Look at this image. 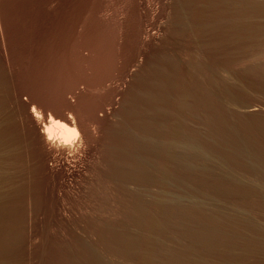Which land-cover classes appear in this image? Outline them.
<instances>
[{"label": "rangeland", "instance_id": "1", "mask_svg": "<svg viewBox=\"0 0 264 264\" xmlns=\"http://www.w3.org/2000/svg\"><path fill=\"white\" fill-rule=\"evenodd\" d=\"M204 1L0 0V126L5 120L1 127L13 122L17 128L15 135H3L7 147L0 145V196L10 195L2 199L8 243L0 264H167L160 243L183 246L170 231L180 213L170 202L158 209L155 178L164 169L191 185L199 182L204 191L210 181L173 162L133 168L128 159L143 154L141 140L152 116L146 100L162 104L158 86L166 77L177 78L187 104L207 92L231 117L264 118V56L256 57L251 46L262 32L234 41L221 31L202 32L192 10ZM228 99L234 103L226 104ZM187 108L180 112L187 126H216L206 110ZM70 113L76 127L71 145L47 140L41 123L48 116L68 122ZM245 180L255 187L247 203L251 217L264 226V178ZM167 189L179 190L173 183ZM258 189L263 207L255 200ZM141 214L157 222L161 236L138 225ZM125 233L148 235L143 247L157 263L116 242ZM256 259L264 264V254L249 256Z\"/></svg>", "mask_w": 264, "mask_h": 264}, {"label": "bare ground", "instance_id": "2", "mask_svg": "<svg viewBox=\"0 0 264 264\" xmlns=\"http://www.w3.org/2000/svg\"><path fill=\"white\" fill-rule=\"evenodd\" d=\"M201 6L193 8L192 18L199 25L202 32H210L211 34L216 32L218 34L221 31L224 38H229L233 41L242 36L252 40L256 38L258 33L260 35V32H262L261 40L254 44L252 43L253 41H250L251 46L254 45L258 49L256 57L259 55L264 56V22H259L257 19L259 16L264 17V0H205ZM170 64L172 69L176 70V61L170 62ZM215 66L217 65L215 64ZM256 70L258 71V69ZM1 77L3 78V74ZM168 78L166 77L167 80L165 81L164 79V83L158 86V91H161V95L159 96H161L164 106L158 100L157 103L154 99L146 100L152 116L146 124V136L141 140L143 154L135 155L134 153L128 160H131L130 163L134 165L133 168L139 169L141 167H149L148 165H165V163L173 162L184 171L193 170L200 178L205 176L210 182L208 190L204 191L197 186L199 182L197 185H191L186 180L178 179L164 169L158 172V176L155 178L158 189L155 194H151H153L155 203L159 205L158 209H161V205H165L166 202L168 204L170 202L172 203L170 205H173L172 207H174L176 212L179 211L181 218L179 217L176 223L170 227V231L175 236H173V241L180 243L179 241L182 242L184 240L183 246H180L182 243H177L179 245L177 246L174 245L175 243L170 245L171 243L169 244L168 242L169 245H167V242L160 243L157 240L161 244L160 247L167 250V264H234L238 262L261 264L257 259V262L249 260V256L252 253L264 254V226L256 221V218L253 219L251 217V210L247 203L251 202V199H254L251 197V194L255 187H251L250 182L248 181L249 185L245 177L246 175H250L258 179L264 178V118L254 114H236V117H231L233 114L229 116L225 112L222 102L217 101L214 104L212 97L207 92L206 94L202 93L196 97L194 96V101L191 104H187L186 101L188 100H185L186 96H188L186 88L177 82V78H173L174 80ZM166 91H169V93L170 91L173 92L172 94H175L174 97H171V93L169 95ZM228 97L232 99L230 98L231 96ZM181 98L185 101L181 100ZM229 99L226 101V104H233L234 102ZM158 102L160 103L159 105ZM33 107H31L32 116L35 121L40 122V113ZM183 108H187L195 114L200 109L206 110L208 116L210 115L211 119L216 122V126L208 129H202L204 128L203 126L199 128L197 124V127L187 126L186 122L181 119L182 115L180 116ZM228 112L231 114V111ZM71 113L67 116L68 122L48 116L47 121L41 123L44 136L47 140L57 138V142L71 145L72 139L76 137V127L72 120L74 116L72 117ZM154 114L155 116L161 115L163 121L157 122L156 120L158 119L155 120ZM4 122L1 123L4 124ZM1 126L0 145L6 146V142L2 139L3 135L8 132L15 135L17 128L15 129L16 124H13V122L9 125L7 123L6 127ZM77 143L79 142L77 141ZM238 170H241V174L238 173ZM172 183L179 190L172 191L167 189V185ZM201 184L199 185L201 186ZM256 192L258 195L255 200L262 206V197L259 195L262 192L260 189ZM4 196L8 199L10 198V195L8 197L6 193L0 196V253H2L8 241L6 234L7 226L3 224L5 214H7V212H4V202L2 204L3 198L6 201ZM237 199L241 201L236 203ZM183 201H187V203ZM155 205L152 207L153 209L157 207ZM134 207L138 206L134 204ZM158 209L156 208V210ZM149 210L151 209L149 208ZM137 221L138 225L142 226L145 232L159 234L157 222L151 220V218L147 219V216H142L141 214ZM147 236L145 234L144 236H135L125 233L119 235L116 238V242L122 243L126 247L124 249L127 252L134 254L141 252L146 258L157 263L155 254H153L154 252H150L143 247L145 237ZM159 236L161 235L159 234ZM150 238L152 239V237ZM162 238L165 240V237ZM153 239L155 240L154 235ZM243 252L247 254L245 255ZM243 254L245 257L242 256Z\"/></svg>", "mask_w": 264, "mask_h": 264}]
</instances>
